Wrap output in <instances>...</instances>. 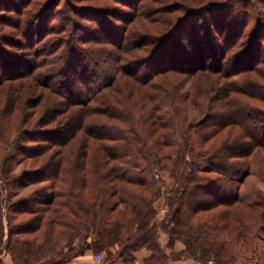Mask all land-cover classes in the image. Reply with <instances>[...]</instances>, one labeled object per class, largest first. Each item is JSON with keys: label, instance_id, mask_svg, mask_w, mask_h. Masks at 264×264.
<instances>
[{"label": "trees", "instance_id": "trees-1", "mask_svg": "<svg viewBox=\"0 0 264 264\" xmlns=\"http://www.w3.org/2000/svg\"><path fill=\"white\" fill-rule=\"evenodd\" d=\"M61 1L16 0L5 9L14 22L1 21L21 41L0 28V180L8 193L0 264L2 253L11 264H67L87 249L104 253L101 264L132 263L141 249L150 252L142 264H164L159 231L169 246L183 243L173 258L240 264V249L264 240V206L243 201L236 185L264 149V0L175 5L182 17L159 0H111L112 8L67 0L58 19ZM207 72L222 85L165 83L167 74ZM25 77L43 88L35 99H26L35 85L22 95L12 83ZM130 100L142 102L140 111ZM26 106H40V116ZM136 113L146 116L145 131ZM16 121L11 133L6 123ZM228 127L240 136L214 145ZM25 160L30 168L15 172ZM156 204L165 207L160 218ZM234 204L251 212L255 235Z\"/></svg>", "mask_w": 264, "mask_h": 264}, {"label": "rangeland", "instance_id": "rangeland-1", "mask_svg": "<svg viewBox=\"0 0 264 264\" xmlns=\"http://www.w3.org/2000/svg\"><path fill=\"white\" fill-rule=\"evenodd\" d=\"M16 2V0H14ZM67 0H62L60 2V5H59V10H58V19H60V15L65 13V9H66V2ZM71 3L75 4V5H81V6H85V7H110L112 8L113 6L115 7L116 4H114V2H112L111 0H70ZM224 2L227 4V7L232 6V7H236V5H240L242 3H245L246 0H181V1H177V0H159L158 4H155V5H161L163 7H169L170 10L172 9H176L178 8L177 6L175 5H182V3H187V4H192L190 6L192 7H196L199 3H204V2ZM13 2L12 0H0V28L1 27H4L3 25V22L2 21V17H7V19H9L11 21V23L14 22V19H15V14L14 12H6L5 9H7V7H12V8H15V5L16 3ZM118 7V6H116ZM69 12V10H67V13ZM71 12V11H70ZM71 17L75 19H77L76 16H74L71 12ZM174 17H182L184 15V13H181V11H176V12H173ZM233 15H235V12H231L230 13V16L233 17ZM162 16H165V15H162V14H158L157 17H151V18H159V17H162ZM78 20V19H77ZM89 23V22H87ZM112 24L114 22H111ZM144 23H147L146 21ZM40 23H39V20L35 21L33 26L34 28L36 29L35 31H38L39 32V28L40 27ZM87 24L86 23H82V26H86ZM149 29H151V31L153 32H150V33H153L155 34V32L157 31H154V27L152 24H149L147 23ZM142 27V26H141ZM5 29V31H9V32H4L6 33L4 35V33H2L0 31V40L2 39L1 37L4 35L7 37V39H14V40H17V41H21L20 38L18 37H15V36H11L9 35L10 32H13L14 29L13 28H3ZM70 29V28H69ZM143 29V28H142ZM159 29V28H158ZM83 31V30H82ZM70 32V30L68 31ZM42 44H38L37 46L40 47ZM2 47H6L5 46H2ZM7 53L9 55H19L20 52L19 50H17L16 48H13V47H6L5 48ZM20 51H24V54L28 53V50L27 49H20ZM26 56H28L26 54ZM30 57V56H28ZM12 58V57H11ZM224 69L226 70H233V67L232 66H227V67H224ZM200 76H186V75H179V74H167V76H165L164 78L165 79V83L167 84V86L169 87H173L175 85H178L180 86V89L181 90H194V84H193V81L196 79H199L201 81V83H204V80L205 82L207 83L208 81H210V83L213 82V84L215 83V85L217 87H220L222 85V82L223 80L218 78L217 76L215 75H212V74H208L207 73H202V74H199ZM195 77V78H194ZM199 77V78H198ZM200 77L202 79H200ZM211 79V80H210ZM15 84V86H18L20 88V92L22 95H25L26 94V91L25 89H23L22 87H27L28 86V83L29 84H33V87H34V92H31L30 95L28 94L26 96V99L28 100V98H34L37 97V91H40L42 90L43 91V88H38L39 86H36V84L32 81L31 78L29 77H25V78H21L19 80H15L14 82H12ZM52 84H55L56 82L55 81H51ZM17 90H15V92H17ZM46 91V90H45ZM35 96V97H34ZM135 99V95L133 96ZM30 99V100H31ZM245 100L246 101H250V102H253L252 99L250 98H247L245 97ZM4 101H5V98H4ZM141 102V101H140ZM139 101L137 102H134V100H130L129 103L131 104V106L133 108H135L136 111H140V105H142V102L140 103ZM186 103V102H185ZM1 104V102H0ZM3 103L0 105L2 106ZM28 105V104H27ZM44 105V103H43ZM46 108V106H45ZM43 109H44V106H43ZM46 110V109H45ZM25 111L26 112H31V115L32 117H34L35 119L40 116L41 114V107L39 106L38 108H32V107H28L26 106L25 107ZM137 115V118H136V122L138 124L139 127H142L143 126V123L144 121H146V125H144L142 127V130L145 131V129L147 128V119L145 120L146 116H144V114H138L136 113ZM145 123V122H144ZM18 121H16L14 123V125L12 124H8L6 123V126H7V129H11L12 128V132L13 133L16 129V126H18ZM16 125V126H15ZM21 128H27L26 125H21ZM240 136L239 134V129H237L236 127H231V128H225L223 129L220 134L218 135V143H215L214 145H219L221 143V141H225V142H232L234 139L238 138ZM166 150V149H165ZM164 150V151H165ZM159 154H162L163 151H160V150H157ZM29 160H25L23 163L21 164H18L15 166L14 168V171L15 172H20V171H23V170H26V169H29L30 166L28 165V162ZM249 161H250V164H249V173L246 175L245 178H242L240 179L241 181L238 182L236 185H237V194L238 196L245 202L247 203H254L255 201H259V203L264 206V149H257L254 151V153L251 154V156L249 157ZM205 165V164H204ZM161 176L164 180V185L165 186H169V184H171V178H170V175L167 171H162L161 172ZM29 188H22L19 190V193L20 194H27V192L29 191L28 190ZM8 193L7 191L5 190L4 188V185L2 183V181L0 180V201L2 202V205H3V208L5 209V206H6V203H7V200H8ZM157 208H158V218L162 217L164 212H165V207L164 206H159L158 204H156ZM233 208L232 209H235L239 212V214L241 215V217L243 219H245L246 222L249 223V226H250V230H251V235H255L256 233V228H257V221L252 217L251 215V212L247 209H245L242 205L240 204H234L232 206ZM5 211V210H4ZM5 213V212H4ZM3 223L6 224V220L5 218H3ZM4 231H5V236L4 238L6 237V225H4ZM254 237V236H253ZM158 238V237H157ZM159 242V241H158ZM248 246V247H247ZM247 248V249H240V254H239V262L240 264H260L263 262L264 260V240H261V239H258L256 237H254V240L250 242V244H246L243 246V248ZM255 252V253H254ZM253 253L254 255L256 254V257L253 256ZM3 254V253H2ZM1 254V255H2ZM250 256L252 258H250Z\"/></svg>", "mask_w": 264, "mask_h": 264}, {"label": "crops", "instance_id": "crops-1", "mask_svg": "<svg viewBox=\"0 0 264 264\" xmlns=\"http://www.w3.org/2000/svg\"><path fill=\"white\" fill-rule=\"evenodd\" d=\"M158 241L160 246L164 249L165 253L169 256L164 264H197L193 260L184 257H171L170 254L173 252H179L183 250L184 245L180 241L174 242L173 246L168 244V235L163 232H158ZM94 252L90 249L85 250L82 254L75 256L67 264H101L92 258ZM150 254L146 249H141L135 252V260L129 264H142L141 261ZM1 260L4 264H11V257L8 253L1 255Z\"/></svg>", "mask_w": 264, "mask_h": 264}, {"label": "built area", "instance_id": "built-area-1", "mask_svg": "<svg viewBox=\"0 0 264 264\" xmlns=\"http://www.w3.org/2000/svg\"><path fill=\"white\" fill-rule=\"evenodd\" d=\"M92 258L93 260L99 262V263H102L104 261V253L103 252H94L92 254ZM112 264H124L122 262H115V263H112Z\"/></svg>", "mask_w": 264, "mask_h": 264}]
</instances>
